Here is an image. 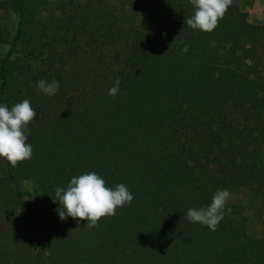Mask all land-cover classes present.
Listing matches in <instances>:
<instances>
[{"label":"trees","instance_id":"16d2710c","mask_svg":"<svg viewBox=\"0 0 264 264\" xmlns=\"http://www.w3.org/2000/svg\"><path fill=\"white\" fill-rule=\"evenodd\" d=\"M0 12L17 17L11 33L0 22V103L36 112L31 159H0V217L20 213L26 264H264L242 216L224 214L215 231L186 218L222 172L264 212V25L231 3L190 42V0H0ZM40 79L57 94L42 95ZM87 172L125 184L131 204L94 227L60 221L54 188Z\"/></svg>","mask_w":264,"mask_h":264},{"label":"clouds","instance_id":"9594fccd","mask_svg":"<svg viewBox=\"0 0 264 264\" xmlns=\"http://www.w3.org/2000/svg\"><path fill=\"white\" fill-rule=\"evenodd\" d=\"M190 3L194 13L187 19V25L194 30L212 32L228 11L232 0H190ZM181 51L187 52V46ZM35 84L39 92L47 97L55 96L59 90V83L55 79H40ZM119 89L120 80L117 78L109 88L108 95L116 96ZM35 116L36 112L27 99L11 107L0 103V159L6 160L13 168L32 157V145L26 141L28 125ZM54 195L53 201L59 204L56 211L60 221L71 217L77 224L86 221L87 227L96 226L103 217L114 216L117 208L129 206L134 198L125 184L108 187L104 178L95 172L73 176L66 188L55 187ZM229 197L227 189L217 190L207 206L189 208L186 218L191 223H199L215 231L224 218Z\"/></svg>","mask_w":264,"mask_h":264},{"label":"rangeland","instance_id":"374dc122","mask_svg":"<svg viewBox=\"0 0 264 264\" xmlns=\"http://www.w3.org/2000/svg\"><path fill=\"white\" fill-rule=\"evenodd\" d=\"M53 1L58 2L59 0ZM84 1L85 0H80L81 4L84 3ZM232 4L247 14L249 23L264 25V0H232ZM63 12H66V9H63V11L59 9L54 12L53 17L56 19L63 14ZM0 22L4 29L11 33L17 22V17L11 12H0ZM132 33V30H128V37L125 39L124 43H130L132 41ZM204 35V32L194 30L190 42H196ZM185 46L187 45H183L181 49ZM6 50L7 47L5 45H0V60L5 55ZM230 76L231 78H236L234 72H231ZM260 166L264 167V151L260 158ZM221 177V189H227L230 192V197L225 206L224 213L227 220L235 222L236 218L242 216L245 219L244 221L248 233L255 238L264 239V212L259 208L257 203L251 201L245 190L233 191L228 189L227 186L231 180L230 174L222 172ZM26 185L30 186V188ZM21 187L25 192L31 193L32 187L29 182L22 183ZM28 202L31 208H33L34 205L30 201ZM25 235L26 227L23 225L20 213H17L15 218L11 221L0 217V264H26L28 262L30 249L25 243Z\"/></svg>","mask_w":264,"mask_h":264}]
</instances>
